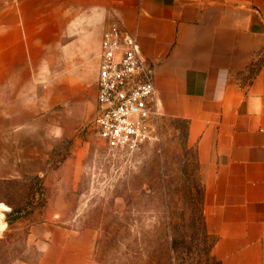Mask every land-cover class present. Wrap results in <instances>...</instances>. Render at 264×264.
<instances>
[{"label":"rangeland","instance_id":"374dc122","mask_svg":"<svg viewBox=\"0 0 264 264\" xmlns=\"http://www.w3.org/2000/svg\"><path fill=\"white\" fill-rule=\"evenodd\" d=\"M53 10L64 14L53 28L68 30L70 46L36 55L19 91L0 93V264H36L41 244L30 228L42 223L90 230L99 264H217L199 219L169 228L160 220L165 196L179 213L203 189L185 124L173 130L159 115L137 149H109L93 118L99 44L114 23L90 5Z\"/></svg>","mask_w":264,"mask_h":264},{"label":"crops","instance_id":"0c3cea01","mask_svg":"<svg viewBox=\"0 0 264 264\" xmlns=\"http://www.w3.org/2000/svg\"><path fill=\"white\" fill-rule=\"evenodd\" d=\"M69 4L133 35L153 66L158 113L188 121L212 256L264 264V0H0V93L19 91L36 55L70 46L68 30L53 28L66 20L53 7ZM30 233L36 264H99L90 230L42 223Z\"/></svg>","mask_w":264,"mask_h":264},{"label":"built area","instance_id":"2783aa9c","mask_svg":"<svg viewBox=\"0 0 264 264\" xmlns=\"http://www.w3.org/2000/svg\"><path fill=\"white\" fill-rule=\"evenodd\" d=\"M95 100L94 127L109 149L133 151L152 137L160 115L153 66L135 37L116 25L100 40Z\"/></svg>","mask_w":264,"mask_h":264},{"label":"trees","instance_id":"16d2710c","mask_svg":"<svg viewBox=\"0 0 264 264\" xmlns=\"http://www.w3.org/2000/svg\"><path fill=\"white\" fill-rule=\"evenodd\" d=\"M256 64H257L256 61L251 63L250 68H249L250 74H253L255 72V70H256L255 65ZM166 117L167 118L163 119V122H164L163 125L166 127H170L173 130L177 129L176 124L178 122H183L185 124L184 130H185V139H186L188 121L186 119L178 118V117H169V116H166ZM202 207H203V189H202V187H201V194H200V197L198 198V200L196 201L195 199H193L190 201L189 206H188L189 209H187L188 210L187 214H186L187 210L184 212L182 210L179 213L175 212V210L170 211V208H174V206L172 205L171 198H168L167 196H165V198L161 202L162 210H161L160 220L162 221V224L165 225V228H169V226H171V225L174 226L179 222H185V220H188L190 222V224H195V221L197 219H199V222L201 224L200 226H201L202 230L204 231V233L206 234V228L204 225ZM18 211L19 210L13 209L7 214V223L8 224H11V222L13 220H15L16 217H14V215L16 213H18ZM0 225H3V224H0ZM216 263L220 264V262L217 260H216Z\"/></svg>","mask_w":264,"mask_h":264}]
</instances>
